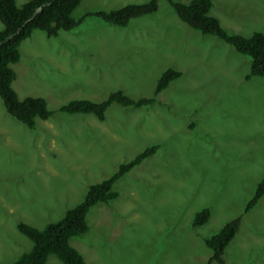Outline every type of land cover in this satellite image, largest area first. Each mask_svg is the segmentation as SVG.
Returning <instances> with one entry per match:
<instances>
[{
	"label": "rangeland",
	"instance_id": "374dc122",
	"mask_svg": "<svg viewBox=\"0 0 264 264\" xmlns=\"http://www.w3.org/2000/svg\"><path fill=\"white\" fill-rule=\"evenodd\" d=\"M148 1L82 0L76 27L56 37L34 30L20 43L12 88L20 99L44 98L53 113L30 129L0 98V264L32 248L18 222L41 229L60 220L91 184L153 145L113 185L118 197L89 210L88 231L69 239L86 263L218 264L204 239L240 217L225 263L264 264V195L245 212L264 178V78L245 79L250 59L187 26L166 0L124 27L88 15ZM211 1L209 14L229 34H264V0ZM168 68L181 76L154 94ZM116 91L155 102L113 103L103 121L59 112L70 100L101 102ZM203 208L208 221L193 227ZM46 264L62 263L51 255Z\"/></svg>",
	"mask_w": 264,
	"mask_h": 264
},
{
	"label": "trees",
	"instance_id": "16d2710c",
	"mask_svg": "<svg viewBox=\"0 0 264 264\" xmlns=\"http://www.w3.org/2000/svg\"><path fill=\"white\" fill-rule=\"evenodd\" d=\"M82 0H28L17 5L15 0H0V98L5 110L17 121L28 128L35 126V119L45 120L52 115L46 101L38 96L18 98L12 88L15 72L11 68L20 59L19 45L29 38L34 30H40L47 37H56L60 30L68 31L76 27L81 20L72 18L73 10ZM177 14L178 18L190 28L202 35L217 37L231 46L238 53L250 59L249 71L245 79L256 76L264 78V34L259 31L250 36L229 34L219 24L218 20L209 14L211 0H190L188 3L166 0ZM41 11L32 17L36 8ZM157 0L145 3L127 4L110 11H97L94 15L103 21L116 26H127L131 19L148 15L156 11ZM32 17L30 20L29 18ZM10 34L13 37L5 43L2 41ZM181 76V72L168 68L158 78L154 94L166 89L169 84ZM154 98L132 99L122 91H116L101 101L74 99L59 108L65 114H93L99 121L105 119L107 108L116 103L122 107L141 108L150 106ZM157 149L156 145L145 148L131 160L122 163L108 178L91 184L83 199L68 209L62 218L46 224L38 229L29 224L18 222V231L32 242V248L21 254L12 264H46L49 256L54 255L62 264H87L82 254L69 244L72 236H78L88 231L86 216L97 203L108 204L118 197L113 190L116 181L145 158L151 156ZM264 195V178L258 182L255 192L245 207V212L253 208ZM210 217L208 208H203L194 214L192 226L205 224ZM240 217L224 224L216 233L204 239L211 251L209 261L226 264L223 258L226 247L238 232Z\"/></svg>",
	"mask_w": 264,
	"mask_h": 264
},
{
	"label": "water",
	"instance_id": "95a60500",
	"mask_svg": "<svg viewBox=\"0 0 264 264\" xmlns=\"http://www.w3.org/2000/svg\"><path fill=\"white\" fill-rule=\"evenodd\" d=\"M41 9H42V7H38V8H36L35 11H34V13H33V15H32V17L35 16L37 13H39V12L41 11ZM32 17H30L29 20H30ZM12 37H13V34L8 35V36L2 41V43H5L7 40H10Z\"/></svg>",
	"mask_w": 264,
	"mask_h": 264
}]
</instances>
